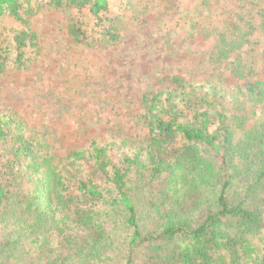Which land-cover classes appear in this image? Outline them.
Returning <instances> with one entry per match:
<instances>
[{"label": "trees", "instance_id": "obj_1", "mask_svg": "<svg viewBox=\"0 0 264 264\" xmlns=\"http://www.w3.org/2000/svg\"><path fill=\"white\" fill-rule=\"evenodd\" d=\"M245 1L205 77L165 76L63 155L50 126L0 108V264H264V0ZM109 3L0 0V74L42 54L43 7L69 11L72 45L116 41L127 27Z\"/></svg>", "mask_w": 264, "mask_h": 264}, {"label": "rangeland", "instance_id": "obj_2", "mask_svg": "<svg viewBox=\"0 0 264 264\" xmlns=\"http://www.w3.org/2000/svg\"><path fill=\"white\" fill-rule=\"evenodd\" d=\"M109 1L127 27L116 41L72 45L65 26L69 11L43 7L32 18L42 54L25 68L0 74V108H14L37 131L50 126L61 155L71 140L82 144L100 116L109 123L122 119L139 94L165 76L205 77L198 70L209 64L217 32L253 12L245 0H142L131 15L124 8L128 0ZM2 23L18 25L10 18ZM88 120L94 124L88 134H76Z\"/></svg>", "mask_w": 264, "mask_h": 264}]
</instances>
